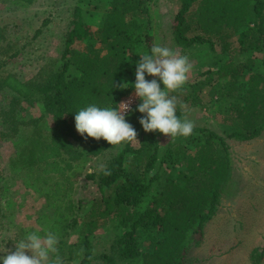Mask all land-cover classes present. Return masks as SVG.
<instances>
[{"label": "trees", "instance_id": "1", "mask_svg": "<svg viewBox=\"0 0 264 264\" xmlns=\"http://www.w3.org/2000/svg\"><path fill=\"white\" fill-rule=\"evenodd\" d=\"M36 1L16 0L26 5ZM146 1L111 0L95 31L76 6L58 59L25 82L13 74L0 77V92L12 98L10 109L1 114L6 125L2 136L16 146L12 170L35 176L50 189L49 201L67 202V211L75 214L68 199L76 186L72 172L82 160L109 155L102 168L87 175L99 195L79 219L81 225L77 218L70 225L80 228L78 241L59 243L69 252L68 261L76 264H190L189 251L201 244L221 198L230 190L227 141H252L264 132V73L255 70L254 59L235 60L238 54L264 53V0H180L174 19V41L181 52L205 44L215 51L218 43L222 53L206 79L170 93L177 97V116L184 119L186 105L198 104V93L209 87V102L229 101L234 114L226 119L231 125L225 134L194 127L190 137L169 143L162 153L163 134L144 131L139 104L126 116L138 133V147L112 148L103 139L86 141L77 132L78 111L90 105L117 108L135 91L120 85L135 84L139 55L154 46ZM236 36L237 46L231 43ZM79 43L85 47L77 48ZM22 102L36 104L42 116L24 119L17 110ZM165 164L179 170L165 177ZM60 219L62 236L67 237L69 222L64 214ZM105 229L111 231L106 237L98 233ZM250 258L252 264H262L264 247L254 249Z\"/></svg>", "mask_w": 264, "mask_h": 264}, {"label": "rangeland", "instance_id": "2", "mask_svg": "<svg viewBox=\"0 0 264 264\" xmlns=\"http://www.w3.org/2000/svg\"><path fill=\"white\" fill-rule=\"evenodd\" d=\"M110 4L111 0H37L33 5L22 4L16 0H0V32L3 33V40L0 41V77L13 74L24 82L33 79L54 59L60 57L66 36L72 29L70 21L76 6L82 8L83 19L95 31L102 25ZM146 4L150 10V33L154 45L177 51L187 56L192 64L185 86L206 79L205 73L217 68L216 56L222 55L218 43L215 51L205 44L195 45L181 52V48L175 44L172 30L175 16L180 9V0H147ZM37 31H40L38 35ZM237 40L238 36L231 43L237 46ZM76 47L83 49L85 44L79 43ZM248 59H254L255 70L264 73V53L251 52L235 56L236 62ZM152 79L158 80L151 76L147 80ZM160 86L164 90L162 82ZM120 89L123 88L120 86ZM209 91V87H203L197 95L200 102L186 105L184 119L192 121L195 127L225 134L231 125L226 119L234 114L229 101L210 103ZM132 93L135 97V91ZM141 102L135 97L136 106ZM11 103V96L0 92V258L15 251L16 243L33 232L41 236L52 232L59 243L62 240H67L69 244L76 243L80 228H71L70 225L75 218L81 225L79 219L88 212L93 200L99 195L98 189L87 179V175L102 168L109 157L107 153L77 164L72 172L76 181L75 192L68 197L77 212L69 213L67 202L52 203L46 198L50 189L37 183L35 176L12 170L10 159L16 146L13 141L2 136L6 125L1 118V114L10 109ZM17 110L24 119L38 118L43 114L36 104L28 102H22ZM159 140L163 153L169 143H179L181 137L173 140L162 135ZM227 142L230 146L232 168L230 190L221 198L219 210L207 225L201 244L189 251L190 264H252V251L264 247V132L262 137L252 141ZM134 146L138 147L139 144ZM83 149L86 151V148ZM178 170L177 167L165 164L162 174L166 177ZM80 204L82 209L78 211ZM61 214L69 222L70 231L67 237L62 236L61 226L64 223L60 219ZM109 227L115 228L114 224ZM98 233L106 237L111 231L105 229ZM59 243L58 251L64 264H76L68 261L69 252L66 248H60ZM98 250L103 251L100 246Z\"/></svg>", "mask_w": 264, "mask_h": 264}, {"label": "clouds", "instance_id": "3", "mask_svg": "<svg viewBox=\"0 0 264 264\" xmlns=\"http://www.w3.org/2000/svg\"><path fill=\"white\" fill-rule=\"evenodd\" d=\"M136 66V82L120 85L124 89L134 88L135 97L142 103L138 111L143 114L139 123L147 133L159 132L165 137H190L194 123L187 118L177 116L178 101L170 93L180 92L186 85L192 64L188 57L168 47L154 45L150 53L139 55ZM145 74L158 78L164 85L161 90L157 79L146 80ZM132 101L121 102L117 108H101L90 105L75 114L77 132L87 141L105 140L112 148L124 144L140 143L135 128L127 122L126 114L131 111ZM183 107V105H181ZM110 174V173H105ZM59 240L52 232L43 236L33 232L16 243L15 251L9 252L2 259V264H64L58 251Z\"/></svg>", "mask_w": 264, "mask_h": 264}, {"label": "built area", "instance_id": "4", "mask_svg": "<svg viewBox=\"0 0 264 264\" xmlns=\"http://www.w3.org/2000/svg\"><path fill=\"white\" fill-rule=\"evenodd\" d=\"M132 101V103H131V105H130V107H131V111L134 109V107L136 106V103H135V97H134V95H133V93H131V94H129L127 97H125L123 100H122V102H128V101ZM131 111H129L127 114H126V116L131 112Z\"/></svg>", "mask_w": 264, "mask_h": 264}, {"label": "crops", "instance_id": "5", "mask_svg": "<svg viewBox=\"0 0 264 264\" xmlns=\"http://www.w3.org/2000/svg\"><path fill=\"white\" fill-rule=\"evenodd\" d=\"M0 34H1V33H0ZM2 40H3V35L0 36V41H2Z\"/></svg>", "mask_w": 264, "mask_h": 264}]
</instances>
